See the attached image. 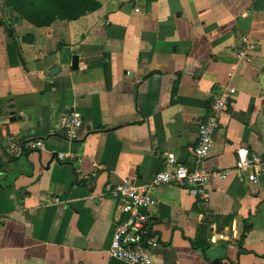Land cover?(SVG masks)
Instances as JSON below:
<instances>
[{
	"label": "crops",
	"instance_id": "crops-1",
	"mask_svg": "<svg viewBox=\"0 0 264 264\" xmlns=\"http://www.w3.org/2000/svg\"><path fill=\"white\" fill-rule=\"evenodd\" d=\"M99 1L71 21L0 25V264H127L108 252V190L149 183L169 153L226 176L149 187L152 264H264V0ZM243 37L252 46L239 57ZM212 94L227 104L195 165ZM70 109L82 120L75 139L59 124ZM239 146L263 163L256 183L234 167ZM204 218L202 249L192 241Z\"/></svg>",
	"mask_w": 264,
	"mask_h": 264
},
{
	"label": "built area",
	"instance_id": "built-area-1",
	"mask_svg": "<svg viewBox=\"0 0 264 264\" xmlns=\"http://www.w3.org/2000/svg\"><path fill=\"white\" fill-rule=\"evenodd\" d=\"M251 46L247 38L243 37L237 55L246 56ZM226 104L225 94H212L207 115L197 122L198 135L193 148L195 165L200 164L209 155L213 146L212 135ZM59 124L67 139H75L82 120L75 110L70 109L61 114ZM27 145L29 148L41 149L42 141L34 140ZM235 153L234 167L248 182L256 183L258 172L263 168L262 161L247 146H239ZM56 157L62 160L66 156L57 153ZM225 176L226 171L208 170L203 167L191 170L190 165L169 153L163 168L155 173L149 183L140 184L126 178L112 186L108 192L114 202L115 214L109 254L126 261L127 264H152L151 251L159 242L153 229L152 215L157 201L149 192L150 186L170 183L180 187L201 188L208 181Z\"/></svg>",
	"mask_w": 264,
	"mask_h": 264
},
{
	"label": "trees",
	"instance_id": "trees-1",
	"mask_svg": "<svg viewBox=\"0 0 264 264\" xmlns=\"http://www.w3.org/2000/svg\"><path fill=\"white\" fill-rule=\"evenodd\" d=\"M11 1L12 9L16 13L23 15L26 19L33 20L31 22L35 26L49 25L56 19L66 21L75 20L86 12L94 11L100 6L99 0H44L42 5L37 1V5L34 7H32L27 0ZM55 4H57V6ZM0 25L3 26L6 33H10V29L4 24L3 20L0 21ZM231 220L232 214L217 215L216 230L221 231L225 226H229ZM207 226L208 224L205 218L197 225L196 234L192 241V244L196 248L203 249L209 246V242L206 238ZM250 227L251 226L244 221L243 232L239 244L242 243V240Z\"/></svg>",
	"mask_w": 264,
	"mask_h": 264
},
{
	"label": "rangeland",
	"instance_id": "rangeland-1",
	"mask_svg": "<svg viewBox=\"0 0 264 264\" xmlns=\"http://www.w3.org/2000/svg\"><path fill=\"white\" fill-rule=\"evenodd\" d=\"M29 4H31L32 7H34L35 5H37V1H39V3L42 5L44 3V0H27ZM3 8H4V19L3 22L4 24L10 26L11 22L14 19H21L24 21H27L29 23L32 24L31 21L33 20H28L26 19L23 15L16 13L13 9H12V1L11 0H3ZM57 6V4H55ZM5 20V21H4ZM35 21V20H34Z\"/></svg>",
	"mask_w": 264,
	"mask_h": 264
}]
</instances>
